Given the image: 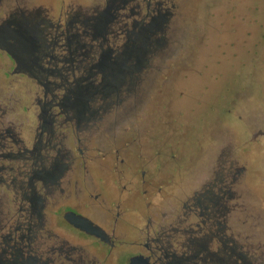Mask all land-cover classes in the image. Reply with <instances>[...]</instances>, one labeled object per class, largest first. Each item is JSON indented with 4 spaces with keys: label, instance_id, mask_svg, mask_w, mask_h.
<instances>
[{
    "label": "rangeland",
    "instance_id": "rangeland-1",
    "mask_svg": "<svg viewBox=\"0 0 264 264\" xmlns=\"http://www.w3.org/2000/svg\"><path fill=\"white\" fill-rule=\"evenodd\" d=\"M92 5L94 0H6L3 4L7 9H41L38 18L53 26L59 19L63 22L68 11L82 12ZM167 7L170 12L167 21L155 22L152 34L142 33L135 42L131 41L134 52H130V57L122 56L128 62L124 65L131 69V73L124 74L130 80L122 89L104 98L99 94L94 99L91 96V101L88 96L83 98V104L91 110L84 117L94 121L79 129L68 128L64 123L54 126L50 134L43 133L37 155L42 159L40 166L48 168L53 158L60 156L72 172L79 167L75 164L79 160L75 149L79 133L80 148L90 157L86 166L93 178L84 181L77 173L79 169L75 173L66 170L61 183L66 193L72 191L68 180L78 176L81 187L94 194L100 188L106 200L116 197V186L121 189L130 177L125 171L121 183L112 179L108 168L116 150L129 167L134 168L141 161L149 162L143 166L153 174L156 183L163 187L169 184L171 197L166 201V212L168 206L182 203L193 192H202L209 189L208 184L217 183L212 192L222 199H216L219 206L214 210H221L223 205L230 211L211 218L204 210L203 235L210 234L206 229L217 220L226 230L223 234L218 232L216 237L229 236L235 249L255 258L256 264H264V0H168ZM39 33L42 31L37 36ZM89 40L87 35L81 37L80 43L94 45L97 50L95 44L101 41ZM124 43L107 34L102 49H112L114 56ZM74 60L69 74L64 72L69 86L62 84L57 76L49 77L54 84L61 85L60 89H52L59 96L64 86L76 91L77 85L84 89L89 81L77 84L74 79L86 77L91 60L82 56ZM13 66L0 51V107L8 111L4 123L6 118L15 122L17 141L31 149L39 112L37 100L43 97L44 87L26 74L13 73ZM57 68L60 70L61 65ZM95 77L90 79L92 85H87L93 89L88 95L98 90L99 75ZM38 81L44 82L41 78ZM50 98L48 95L47 100ZM0 153L6 154V147L0 148ZM34 156L27 154L28 158ZM221 159L226 163L222 165ZM227 162L234 174L229 199L221 196L218 184L220 174L226 172L221 168L227 167ZM4 165L12 170L6 174L9 183V179H21L29 171V163L25 164L24 160H6ZM12 191L13 187L0 183V242L3 236L9 239L7 232L15 224L30 228L31 233L35 224H39L35 213L28 219L24 211L20 212L25 205L11 202ZM57 208L51 205L46 208L43 233L57 235L66 245L83 249L87 264L127 262L132 247L116 248L107 254V249L99 244L79 239L69 227L61 226L55 214ZM91 215L107 227V215L100 211H92ZM215 225L213 229L220 228ZM11 242L6 248L12 246ZM55 242L52 239L46 245ZM35 244L40 250L48 248L40 240L32 242V246ZM206 244L203 255L208 252L217 253L218 258L223 256L219 253L222 248L219 239L213 238Z\"/></svg>",
    "mask_w": 264,
    "mask_h": 264
},
{
    "label": "flooded vegetation",
    "instance_id": "flooded-vegetation-1",
    "mask_svg": "<svg viewBox=\"0 0 264 264\" xmlns=\"http://www.w3.org/2000/svg\"><path fill=\"white\" fill-rule=\"evenodd\" d=\"M5 1L0 0V7H2L0 10L3 14L2 18L0 17V51L12 61L13 73L26 74L29 78L35 79L43 85L44 92L43 97L37 100L39 112L35 119V141L31 149H27L21 140L17 141L15 122L6 118L5 124L8 111L7 108L0 107V148L6 147V160H24L25 164L29 163V171L23 174L25 178L21 175V179H9L10 183L6 181L8 188L13 187L11 202L19 201L20 206L25 205L24 208H20L22 209L20 212L24 211L28 219L33 213L39 218V224H35L33 233L30 228L15 224L7 232L8 240L4 236L1 237L3 241L0 242L2 251L0 264H87L83 249L76 245L68 246L67 242L61 240L59 236L42 232L44 214L50 205L58 207L55 214L61 226L64 224L69 227L70 232L79 239L86 238L99 244L107 249V254L116 248L132 247L133 250L127 262L121 264H129V259L134 256H143L150 264H234L235 243L229 236L216 237L218 232L223 234L226 230L223 224L219 222L217 224L216 220L209 226L210 228L206 229L210 234L203 235L204 210L211 218H217V213L223 216L230 211L228 206L223 205L221 210H214L219 206L216 199H222L212 192L217 183L208 184L209 189L202 192H193L191 198L182 203L168 206V212H166L164 207L171 197L169 184L163 187L156 183L153 174H150L143 166V163L148 165L149 162L141 161L132 168L126 164L125 159L119 158L118 150L114 151L111 157L113 159L110 160L112 166L110 163L108 168L112 179L116 178L117 184L121 183L126 176L125 171L130 177L125 184H122L121 189L116 186V197L106 200L105 193L100 188H98L100 191L94 194L85 186L81 187L78 176L74 180L72 178L68 180V185H72L71 192L66 193L61 187L66 170L75 173L79 169L77 173L84 181H90L93 178L86 166L90 157H86L80 148L79 133L76 134L75 146L79 160L76 162L74 160L79 167L73 168V172L64 162L62 163L60 156L56 160L53 158L54 161L48 168L40 166L42 159L37 156L43 133H52L54 126H62L65 123L68 128L79 129L94 121V118L84 117L85 112L91 110L83 104V98L88 96L91 101L97 94L104 98L108 96L107 92L111 94L114 90L118 91L116 78L131 71H122L116 69V66L122 65L124 61L122 56L130 57V52H134L130 45L131 41L135 42L142 33L152 34L151 29L155 22L164 24L167 21L170 15L169 7H167L168 0H94V5L85 11H68L64 17L62 16L65 18L63 22L59 19L54 26L48 22L45 25L38 18L41 9L33 11H24L19 7L7 9V6H3ZM39 31H42L41 35L39 33L40 37L37 36ZM107 34H111L114 39L125 41L117 48L118 53L114 52L116 54L114 56L112 49H102ZM87 35L91 41H101L95 44L97 50L93 48L94 45L80 43L81 37L84 38ZM76 56L91 60L85 71L86 77L82 81L86 82L89 79L87 85H92L90 79H96L97 75L102 81L98 90L91 95H88V91L93 89L87 85L83 86L84 89L78 86L76 91L67 87L70 84L64 72L69 74L68 71L70 66H74ZM59 65H61L60 70L57 68ZM56 76L62 80V84L67 85L63 87L60 96L52 92V89H60L61 85L49 80V77ZM107 76L114 78V81L110 82L114 88L109 91H107ZM40 78L44 82L38 81ZM74 82L77 80L74 79ZM48 95L51 98L47 100ZM61 116H63L62 119L58 120L57 118ZM27 154H35V156L28 158ZM101 160L104 164L107 162L104 157ZM220 162L222 165L226 163L222 159ZM228 164L227 162V167L221 168L226 169V172L221 173L218 180L219 192L227 199L231 197L230 189L234 180V174ZM121 167L125 169L121 170ZM7 171L12 170L6 166V174ZM57 192L59 195L56 194ZM51 201L53 203H50ZM92 211H100L107 215L109 219L107 227L92 218ZM67 212H73L88 219L102 231L106 240L74 228L64 219ZM130 219L136 223V226L131 224L133 222ZM213 225L220 228L213 229ZM213 238L219 239L221 244L219 253L223 256L220 258L217 253L207 252L203 255V252L207 251L206 242ZM52 239H56L55 244L47 246V242ZM9 240L12 241V246L8 249L6 244ZM36 240H40L48 248L40 250L38 244H35V247L32 246V242ZM5 254L6 260H4ZM243 257L246 258L245 253Z\"/></svg>",
    "mask_w": 264,
    "mask_h": 264
},
{
    "label": "trees",
    "instance_id": "trees-1",
    "mask_svg": "<svg viewBox=\"0 0 264 264\" xmlns=\"http://www.w3.org/2000/svg\"><path fill=\"white\" fill-rule=\"evenodd\" d=\"M126 63L128 65V62H125V60L122 61V65L121 66H116V69L118 68V69H120L122 71H126V72L131 71V69H129V67L127 65H124ZM83 78L82 79H78L77 81L81 82L83 80ZM128 80H130V79H128L124 74L122 76H120V77H117L116 78V82H117V85L119 86L118 90L120 88L122 89L123 84L128 82ZM112 81H114V78H112L110 76H107V80H106V82L108 83L107 91H109L110 89L114 88V86L111 84ZM101 82L102 81L100 79V83ZM76 83L78 84L79 82H76ZM99 84H98V86H99ZM78 86L79 85H77V87ZM107 93H108L107 95L109 96V92H107ZM4 161H6V154L0 153V162H1L0 163V183L6 185V183H5L6 182V166L4 165ZM220 250L221 249L219 248V252H220ZM243 255H244V253L242 251L235 249L234 256H233L234 264H256V262L253 260V258L251 256L245 254L246 258H244Z\"/></svg>",
    "mask_w": 264,
    "mask_h": 264
},
{
    "label": "water",
    "instance_id": "water-1",
    "mask_svg": "<svg viewBox=\"0 0 264 264\" xmlns=\"http://www.w3.org/2000/svg\"><path fill=\"white\" fill-rule=\"evenodd\" d=\"M64 219L74 228L88 235L99 238L101 240H106L105 235L102 233V231L98 227L93 225L88 219L76 215L73 212L65 213ZM129 264H150V263L143 256H134L129 259Z\"/></svg>",
    "mask_w": 264,
    "mask_h": 264
}]
</instances>
